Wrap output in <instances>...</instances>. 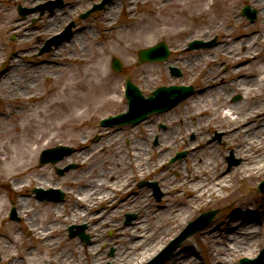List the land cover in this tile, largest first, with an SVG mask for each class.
Returning a JSON list of instances; mask_svg holds the SVG:
<instances>
[{"label":"bare ground","instance_id":"bare-ground-1","mask_svg":"<svg viewBox=\"0 0 264 264\" xmlns=\"http://www.w3.org/2000/svg\"><path fill=\"white\" fill-rule=\"evenodd\" d=\"M127 1L128 3L121 4L117 0H112L108 4L106 11L99 16V22L107 25H104L105 29L113 28L111 21L117 12L124 13L127 17L128 22L126 24L128 25L116 28L115 37L108 38L110 47L112 41L114 44L119 43L123 47L124 53L131 55L137 45L146 43L157 36V24L161 23L170 24L172 31L178 32V13L170 17L161 16L160 7L153 5L149 14L146 12L134 14L132 6L135 2L153 4L156 0ZM189 1L191 6L189 4L188 8L189 10L193 8L192 10L195 16L199 18V22H205L207 18L210 20L205 14L211 9V0ZM186 2L188 4L187 0ZM186 2L182 0L184 6ZM258 3L263 5L264 0H259ZM170 5L173 7V3ZM179 10L180 14L187 15L189 12L184 8ZM194 14L189 13L188 18L195 17ZM8 17L12 19L11 31L13 33L16 32L15 30L20 25H24L21 23L24 18L18 13L11 12ZM47 18H52L54 21L58 20L57 25L50 22L42 31V33L52 34L59 29V24L65 21L67 14L57 11L51 15L48 14ZM198 25H202V27H199L201 32L198 33L201 36L200 39H207L212 34V27L207 28L203 24ZM224 33L227 34L226 31ZM253 33L255 32H252V35ZM89 34L90 36L94 35L90 29L74 31L72 35L74 39L62 41L54 47V53L51 55L53 60L48 61L49 65L42 64V66L37 68L39 70L37 72H28L31 71L29 69H32L30 66L27 69V76L30 77L28 78L25 75L18 79L20 81L23 80V85L25 86L23 88L28 92L14 94V96H21L20 100H22V97L28 98L31 103L21 102L20 104L6 105L4 110H0V116L2 117L0 118V175L5 179L7 186L18 194L30 182V179L42 186L49 184L46 178L34 175L35 165L33 160H35L38 148L50 143L53 134L56 133L58 128L67 127L68 125L77 126L83 118L90 116L91 112H97L99 109L106 108L112 104L119 106L123 102L119 89L111 85V81L108 79L109 71L104 54L105 50H103L102 54L99 53L96 44L92 45L93 42H91ZM220 37L221 41L215 46L200 52L196 56V65L202 66L201 61H203L205 55L210 56L209 52L212 49H221V53L227 54L225 51L227 36L221 35ZM237 40L238 38H236ZM249 40L250 38L244 37L242 42L237 41L238 45H244V47L242 51L231 56L234 62L231 67L232 78L228 82L223 80V77L227 75L223 72H217L221 69V63H218L211 78L207 79L206 72L202 74V85L199 87L195 97H192V100L190 98L188 101V105H195L194 108H196L193 114L196 115V130L198 124L222 130L226 135L231 152L234 156L239 157V161L232 165L231 168L224 170L223 162L220 161V158L214 157L212 161H208L206 156L197 155V151H194L197 149L194 146V141H179L180 144L187 147L186 151L191 148L188 150L191 155L190 161L188 165L185 162V168L178 171V176L181 175L180 179L171 180L168 178L163 186L164 189L172 192L171 198L174 197L179 202L170 203L168 200L167 204L164 203L161 206V210L153 209L152 206L147 205L146 200L137 208H134V203V206L128 204V207L138 211V215L127 226L121 225L117 218L102 217L97 211L88 213L90 211L89 207H84L83 210L73 209L72 215L75 219L82 218L90 226L97 227L96 229L99 231L94 234H103V229L101 230L103 227H110L115 230V235L105 238L115 246V254L112 258H108L103 251H98L97 243H93L85 250L78 246L70 250H65L64 248L55 249L54 247L59 245L63 238L60 237L58 242H51L54 230L41 226L38 218L41 210H34L35 221L33 223L31 221L32 210L29 198L26 201L18 197L17 211L25 216L24 221L28 224L27 230H32L37 244L47 249L45 261L54 264H102L107 260L109 264H145L148 259L161 249L167 235L184 226L200 205L213 200L226 199V197L236 191V188H231V184L239 178H246L250 182L264 172V54L259 55L256 53L255 48L248 46L247 42ZM69 49H73L74 52L69 54ZM86 50V55H88L90 50L93 55H83V51ZM32 51L33 48L27 52L30 55ZM64 51L67 53L63 58ZM27 52H23L22 55H26ZM18 56V54L13 56L14 60L10 62L9 66L0 69V91L5 92L8 97L11 95L12 84L16 81V72L14 73V71H20L17 69L18 66H21L18 62ZM209 60H213V58ZM192 63L194 64V62ZM16 66L17 68H15ZM246 66L248 67L245 68ZM34 69H36L35 66ZM40 74L47 76V85H44V89L38 93H33L29 89L39 80ZM56 75H58V81L50 85L51 78ZM243 88H245V93L248 94L252 104L247 108L243 107L241 101L233 102L229 99L233 91L244 90ZM210 95L211 97L213 96L212 111L207 112V110H210L208 106ZM192 129L194 130L192 125H184L185 131ZM198 137L203 139L205 135L200 134ZM171 140H173V137L170 135L164 134L163 138L160 135L159 145L157 144L158 148L166 147ZM133 145L136 146L133 155L134 166L142 174V166H139L144 160L140 158V155H143L144 143L136 140ZM209 153L211 154V152ZM156 161L152 166L154 169L163 165L160 159ZM119 166L125 168V163L119 164ZM83 174L85 175L87 172ZM108 175L109 177L112 176V169L103 168L95 175L96 181L91 182V184L97 185L99 183V187H104L106 183H103L102 180ZM113 178L116 185L111 184L110 187L113 186V191L121 189L124 186L121 175L118 174L115 177L113 175ZM227 188H231L230 193L224 194L223 190ZM95 190V188L94 191H91L88 187H83V194L80 193L82 196H77L76 198L82 202L83 197L86 195L90 199L98 197ZM107 195L110 194L107 192L105 196H100L101 201L106 200ZM233 201L236 204L249 203L248 200L242 199V197H236ZM3 205V193L0 191V235H8L14 241L15 231L12 226L2 223L4 220L1 215ZM45 211L46 217L49 218L48 207H46ZM251 213L250 216H243L241 212L237 211L225 220L224 237L231 244H227L224 250L220 248L219 240L222 236L219 232L212 230L205 233L204 242L209 248L210 254H213V264L227 263L218 260L217 252H220L223 259L228 255L235 256L241 252L249 254L253 252L254 246L258 244L257 241H261L264 238L262 233V226L264 225V195L256 207L252 206ZM44 221L45 223H43L47 224L46 222L48 221ZM105 239L101 238L100 240L103 241ZM192 240L196 239L193 237ZM0 246L4 251V261H7L8 264L26 263L25 258L18 260L12 254L10 243L0 241ZM195 250L197 252L194 246L187 243L182 249L175 251L170 256L168 264H200ZM35 262L36 260L34 259Z\"/></svg>","mask_w":264,"mask_h":264},{"label":"rangeland","instance_id":"rangeland-1","mask_svg":"<svg viewBox=\"0 0 264 264\" xmlns=\"http://www.w3.org/2000/svg\"><path fill=\"white\" fill-rule=\"evenodd\" d=\"M84 1H86L87 6H90L95 0ZM117 1L121 4L128 3L127 0ZM187 1L188 4L185 0V6L183 5L182 0H156L153 4L149 2H146L145 4L139 1L135 2L132 6L134 14L145 12L149 14L153 5L160 7L161 16L164 15L170 17L178 13L179 30L178 32H173L172 26L167 23L157 24V36L146 43L137 45L131 55L124 53L121 44H114L112 41V45L110 47L108 42L109 37H115L116 28L126 27V25H128L126 24L128 22L126 15L124 13L117 12L111 21L113 28L110 29H105V24H101V22H99V16L106 11L110 2L105 4V7L102 9L91 13L86 18H80L78 13L74 12V10L63 11L67 14V18L62 24H59L60 27L55 33L61 31L65 27V23L69 20L76 23L73 31L90 29L92 33H94L93 36H90L89 34L91 42H93L92 45L96 44V48L101 54L103 53V50H105L104 54L109 71L108 79L111 81V85L119 89L123 102L119 106L112 104L106 108L104 107L99 109L97 112H91L90 116L83 118L77 126L68 125L67 127L64 126L58 128L56 133L53 134V138L50 143L42 145L38 148L35 160H33L35 165L34 175L46 178L49 184L42 186L29 178L30 182H28L18 194L17 192L11 190V187L7 186L5 179L2 175H0V191L3 193L4 202L1 213L4 218L2 223L12 226L15 231L14 241H12L8 235H0V241L10 243V250L18 260L25 258V264H54L49 261H45L47 257V249L37 244L36 239L32 234V230H27L28 224L24 221L25 216L17 211L18 197L23 198L26 201L29 198V202L31 204L30 208L32 210L31 221L33 223L35 221L34 210H41V213L38 214L41 226L45 228H52L54 230V236L51 242H58L60 237L63 238V241L54 247L55 249L64 248L65 250H70L75 246H78L85 250L93 243H97V250L103 251L108 258H112L115 254V246L105 238H110L115 235V230L110 227H103L101 228V230L103 229V234L96 235L94 233L99 231L96 229L97 227L95 228V226H90L89 223L82 218L75 219L72 215L73 209L83 210L84 207H89L90 211L88 213L97 211L100 216H108L109 219L117 218L121 225L127 226L130 225L138 215V211L134 208L141 206L145 200L147 205L152 206L153 209H160L164 203H168V200L170 203L179 202L175 200L174 197L171 198L172 192L163 188L168 178L171 180L175 178L180 179L181 175L178 176V171L185 168V162L188 165L190 161L191 155L188 150L191 148L186 151L185 149H187V147H184V145L180 144L179 141H194V146L197 148L194 151H197V155L206 156L208 161H212L214 157L220 158V161L223 162L224 170L231 168L232 165L239 161V157L234 156L231 152V148L226 140V135L222 130L215 129L212 126L205 127L203 124H198V128L196 130V115H193L196 108H194L195 105H188V101L190 98L192 100V97H195L199 87L202 85V74L206 72L207 79L209 77L211 78L214 75L213 71L216 70V65L218 63H221V69L217 72H223L227 75L226 77H223V80L228 82L232 78L231 67L234 62L233 59H231V56L242 51L244 47V45H238L237 41L242 42L244 37L247 39L250 38L247 45L255 48L256 53L259 55L264 54V19L261 16V11L255 22L247 21L240 13L241 7L246 2L252 4V6L258 4L257 6L260 8L264 5L261 6V3H257L259 0H211V9L205 14V16L209 17L210 20L207 18L205 22L201 23L199 22V18L195 16L194 11L192 10L193 8H190L189 10L188 5L190 4V1ZM172 3L173 7L170 5ZM175 5L177 6L175 7ZM180 8L187 9L189 11L188 14H180ZM11 12L17 14V12L13 9L0 12V69L9 66L10 62L14 60L13 56L16 54L19 55L18 62L21 66H18V68L17 66L15 67L20 71H14V73L16 72V81L13 82L10 89L11 95L8 97L5 92L0 91V110H4L6 105L15 103L20 104L21 102L31 103L28 98L22 97V100H20L21 96H14V94H24L28 92L23 88L25 87L23 85V80L20 81L18 79L28 75L27 69L30 66L33 70L29 69L31 71L28 72H37L39 71L37 68L42 66V64L49 65L48 61L53 60L51 55L54 53V47L56 46H52L50 50L39 54V49L44 44L45 39L53 35V33H42L43 29L50 22H53L55 25L58 24V20L54 21L52 18H47L49 13L40 15L34 24H29V21L33 15L38 16V14H27L25 18L22 17L24 19L21 23L24 25H20L18 29L15 30L16 32L13 33L11 31L12 19L8 17ZM263 12L264 8L262 9V13ZM189 13H193L195 17L188 18ZM198 24H203V26H206L207 28L212 27V34L204 41L215 39V43L208 47L185 50V46L189 40L201 38L198 33L201 32L199 27H202V25L199 26ZM224 31H226L227 34H225ZM252 32L255 33L252 35ZM221 35L227 36V47L225 48L227 54L221 53V49H212V51L209 52L210 56L208 57V55H205L203 61H201L202 66L196 65V56L202 51L209 50V48L215 46L219 41H221ZM236 38H238L237 41ZM70 39H74L73 36H71ZM159 40H164L170 46L171 53L169 57L165 61L137 63V50L155 44ZM34 46H36L35 50ZM31 48H33V54L31 52L29 55V52L27 51ZM23 52H27V54L22 55ZM68 52L70 54L73 53L74 50L69 49ZM66 53V51L63 52V58ZM86 53L87 50L83 51V55L85 56H89V54L93 55L91 50L88 52V55H86ZM112 56H116L121 60L123 65L121 72H117L111 67ZM210 58H213V60H209ZM192 62H194V64ZM169 64L177 66L180 69L181 74L179 76L170 74L168 67ZM34 66L36 69H34ZM247 67L248 66L245 68ZM242 73H244V71H242ZM245 73L247 72L245 71ZM127 75L130 76L132 82H134L141 89L145 96L161 84L168 85L191 83L195 86V91L172 108L164 112L151 114L139 123L134 125H113L104 128V126L100 125L101 118L117 112L126 111L128 108V102L123 93ZM57 76L58 75L51 78L52 80L50 85H53V82L58 81ZM27 77L29 78L30 76ZM59 79H61V77H59ZM44 85H47V76L40 74L39 80L31 86L29 91L38 93L44 89ZM243 89L244 90L233 91L229 99L233 102L241 101L243 107L247 108L252 104L249 100L248 94L245 93V88ZM235 96L238 97L235 98ZM212 97L211 95L209 96L208 106L210 107V110H207V112L212 111ZM0 118L2 117L0 116ZM162 124H164L165 127H162ZM186 124L192 125L194 130L185 131L184 125ZM164 134L172 136L173 140H171L166 147L160 149L158 148L159 142L157 143L158 145L154 144V139L158 137L159 141L160 135H162L163 138ZM200 134H204L205 138L199 139L198 136ZM216 134H221L220 140L215 138ZM95 136L96 139L93 140ZM136 140H140L144 143L143 155H140V158L144 160H142L141 165L139 166H142V174L136 170L133 161L134 151L136 150V146L133 145V143ZM57 144H68L78 148L80 147V150L73 152L70 156H68V158L60 160L57 163L40 164V151L44 148L55 146ZM179 151H184L186 153L182 157L172 160V157ZM209 152H211V154ZM231 153L237 161L229 165L227 158L231 155ZM157 159H160L163 165L154 169L152 166L157 162ZM69 161L78 163L77 167L70 169L63 174H58L55 170V166L61 167ZM122 162L125 163V168L119 166V164H123ZM103 168L112 169V176L109 177L108 175L104 180H102L103 183H106L105 186L103 185L104 187H99V183L97 185L91 184V182L96 181L95 175ZM84 172H87V174L84 175ZM118 174L121 175V180L123 181L124 186L119 190L113 191V186L110 187V185H116L113 175L115 177ZM263 178L264 172L250 182H248L246 178H239L236 182L231 184V188H236V191L226 197V199L219 201L213 200L200 205L190 219L197 216L200 212L210 210L211 208L218 207L219 211L207 226L186 238L178 246L176 251L182 249L187 243H190L197 249V252L195 250V253H197L200 264H213V254H210V250L204 242V239L206 238L205 233L212 230L219 232L222 236L219 240L220 248L222 250L226 248L227 244H231V242H227L224 237V222L231 214L236 213L237 211L241 212L243 216H250L252 214V206L256 207L264 195V192H259V190H257V185ZM145 179L156 181L162 191V195L159 200L155 199L149 186L138 185L141 180ZM34 187H42L44 189L50 187L60 188L64 192V197L58 201L39 199L33 191ZM83 187H88L91 191H94L95 188L98 197L90 199V197L86 195L87 197H83L82 202L78 201L76 197L82 196L80 193H82ZM231 188L224 189V194L230 193ZM107 192L110 195H107L106 200L101 201L100 196H105ZM236 197H242V199L248 200L249 203L236 204L233 201ZM128 204H132L134 208L128 207ZM12 206L14 207L17 219H11L9 216L10 208ZM46 207H48L50 212L49 218L45 215ZM126 213L134 214L133 219L129 222H126L125 220ZM44 220L48 221L46 222L47 224H44ZM71 224H84V231L89 236V242H83L79 236H70L68 234V226ZM184 226L180 227L173 233H169L165 238V242L161 249L172 238H174L184 228ZM262 233L264 234V225L262 226ZM193 237L196 240H192ZM101 238H104L105 240L101 241ZM257 243L258 244L254 246L253 252L249 254L241 252L235 256L228 255L225 259H223L220 252H217V255L219 256L218 260L225 261L227 262L226 264H237L239 258L241 257L252 258L256 256L260 248L264 246V238L261 241H257ZM2 249L3 248L0 246V264H8L7 261H4V251ZM161 249H159L154 255H156ZM34 259L36 260L35 263ZM150 259H148L145 264H148ZM168 259L164 260L161 264H168ZM102 264H109V261L106 260Z\"/></svg>","mask_w":264,"mask_h":264},{"label":"water","instance_id":"water-1","mask_svg":"<svg viewBox=\"0 0 264 264\" xmlns=\"http://www.w3.org/2000/svg\"><path fill=\"white\" fill-rule=\"evenodd\" d=\"M105 0L99 4H96L94 7H102ZM70 34V25L60 34L53 36L47 41L46 49L50 47L52 43H56L63 38L67 37ZM213 41L204 42L201 40H194L189 43L188 48H198L201 46L211 45ZM139 61L143 60H158L164 59L168 54V48L164 42H160L154 47L148 49L139 50ZM112 66L119 70L121 64L117 58H113ZM172 71L175 74H178V69L173 68ZM126 94L129 101V110L126 113L117 114L113 117H108L102 120V124H121L126 122H138L139 120L146 117L147 114L152 112L162 111L164 109L170 108L180 101L185 96L189 95L192 92L191 86L185 85H172V86H161L153 91L148 97H143L140 90L127 80ZM66 147H56L54 149H47L41 153V163L44 161H56L64 153H66ZM182 153H179L180 156ZM152 185H155L152 183ZM260 190L264 191V181L260 185ZM37 194L40 197L52 198L51 192L52 189L42 190L41 188L35 189ZM54 192H59V190H54ZM217 210H212L209 212L201 213L195 220L190 221L189 224L184 228L175 238H173L166 247L150 261L151 264H159L165 260L173 250L191 233L200 230L203 226L211 221L214 214ZM11 216H14V209L11 210ZM79 233L80 236L87 241L88 236L83 233L82 227L78 228L76 231H71V234ZM239 264H264V247L260 250V254L256 258H241Z\"/></svg>","mask_w":264,"mask_h":264},{"label":"flooded vegetation","instance_id":"flooded-vegetation-1","mask_svg":"<svg viewBox=\"0 0 264 264\" xmlns=\"http://www.w3.org/2000/svg\"><path fill=\"white\" fill-rule=\"evenodd\" d=\"M86 7V1L84 0H0V12L13 9L19 14L21 12L25 14H43L63 12L64 10L82 12L86 10ZM29 24H34V16H32Z\"/></svg>","mask_w":264,"mask_h":264}]
</instances>
